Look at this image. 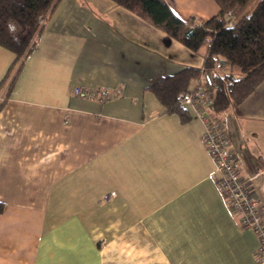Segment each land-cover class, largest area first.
Returning <instances> with one entry per match:
<instances>
[{
    "label": "crops",
    "instance_id": "obj_1",
    "mask_svg": "<svg viewBox=\"0 0 264 264\" xmlns=\"http://www.w3.org/2000/svg\"><path fill=\"white\" fill-rule=\"evenodd\" d=\"M167 1L183 20L220 10ZM205 50L114 0H58L14 74L0 44V264H261L259 235L219 189L203 121L189 105L187 118L167 111L149 86L202 66ZM77 84L124 94L101 102ZM211 117L264 209V80Z\"/></svg>",
    "mask_w": 264,
    "mask_h": 264
},
{
    "label": "trees",
    "instance_id": "obj_2",
    "mask_svg": "<svg viewBox=\"0 0 264 264\" xmlns=\"http://www.w3.org/2000/svg\"><path fill=\"white\" fill-rule=\"evenodd\" d=\"M57 1L0 0V44L16 53L14 67L17 66V70L34 49ZM114 1L189 49L196 52L206 49L202 66H188L153 77L149 86L167 111L187 118V109L178 102L177 94L203 85L213 92L212 112H225L263 82L264 0H216L219 13L208 20L194 16L183 20L167 0ZM9 76L3 85L8 84ZM13 78L7 93L12 88ZM3 207L0 201V212Z\"/></svg>",
    "mask_w": 264,
    "mask_h": 264
},
{
    "label": "built area",
    "instance_id": "obj_3",
    "mask_svg": "<svg viewBox=\"0 0 264 264\" xmlns=\"http://www.w3.org/2000/svg\"><path fill=\"white\" fill-rule=\"evenodd\" d=\"M71 92L76 96L106 102L121 97L124 89L122 87L103 89L77 84L71 88ZM213 99L212 90L203 85L182 90L177 94L178 102L181 105H189L195 115L203 121V140L207 143L217 166L216 178L219 189L224 194L235 220L241 225L251 227L259 235L260 241L255 254L259 262L264 264V209L260 208L259 199L249 187V178L241 174L237 168L238 155L230 146L227 126L211 117Z\"/></svg>",
    "mask_w": 264,
    "mask_h": 264
},
{
    "label": "rangeland",
    "instance_id": "obj_4",
    "mask_svg": "<svg viewBox=\"0 0 264 264\" xmlns=\"http://www.w3.org/2000/svg\"><path fill=\"white\" fill-rule=\"evenodd\" d=\"M13 26H14V23H13ZM14 27H15V26H14ZM16 71H17V66H15V68H14V70H13L12 74L16 73ZM12 74H11V75H12ZM11 75H10V78H11ZM10 78H9V79L7 78V79H8V81L10 80Z\"/></svg>",
    "mask_w": 264,
    "mask_h": 264
}]
</instances>
